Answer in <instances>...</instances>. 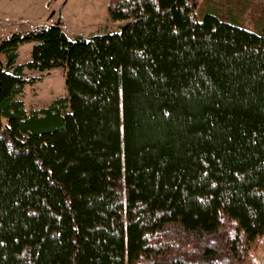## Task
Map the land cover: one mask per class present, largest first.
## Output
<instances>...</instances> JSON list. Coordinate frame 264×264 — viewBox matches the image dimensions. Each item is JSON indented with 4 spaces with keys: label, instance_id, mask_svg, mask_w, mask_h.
<instances>
[{
    "label": "trees",
    "instance_id": "trees-1",
    "mask_svg": "<svg viewBox=\"0 0 264 264\" xmlns=\"http://www.w3.org/2000/svg\"><path fill=\"white\" fill-rule=\"evenodd\" d=\"M200 4L109 0L119 32L0 37V264H259L264 34ZM26 68H63L68 95L28 110Z\"/></svg>",
    "mask_w": 264,
    "mask_h": 264
},
{
    "label": "rangeland",
    "instance_id": "rangeland-1",
    "mask_svg": "<svg viewBox=\"0 0 264 264\" xmlns=\"http://www.w3.org/2000/svg\"><path fill=\"white\" fill-rule=\"evenodd\" d=\"M222 15L227 16L232 9L240 26L264 34V0H218ZM109 0H53L47 9L41 0H0V13L13 15L25 20H46L55 18V24L60 22L63 31L69 39L78 37L90 38L94 35L109 32H119L124 22L112 21L108 13ZM209 0H201L198 9L200 16L209 12L212 6ZM213 7V6H212ZM45 24V22H43ZM40 26V25H37ZM10 33H7V35ZM34 42L29 41L19 46L18 62L25 64L32 58ZM26 75L33 83L27 84L20 98L28 110L40 109L48 106L55 98L68 95L66 74L63 68H54L49 72L25 69ZM41 76V78H39ZM33 79V80H34ZM256 263L264 264V246L253 252Z\"/></svg>",
    "mask_w": 264,
    "mask_h": 264
},
{
    "label": "crops",
    "instance_id": "crops-1",
    "mask_svg": "<svg viewBox=\"0 0 264 264\" xmlns=\"http://www.w3.org/2000/svg\"><path fill=\"white\" fill-rule=\"evenodd\" d=\"M40 1V0H38ZM211 3H213V7L210 6V10L211 12L216 13L221 19L223 20H227V21H231L233 23H236L239 25L238 22H234L237 17L235 16V13L233 12L232 9L228 10V14L227 16H223L222 13V8L217 5L216 2H218V0H209ZM246 2L249 0H239V2ZM37 2V0H36ZM53 3V0H41V4H43L45 7L50 8V5ZM43 22H45V24H55V18L49 17L46 20H40L37 21L35 18L29 20H25L23 18L20 17H14L13 15H9V14H5L4 12L0 13V37L7 35V33H11L13 31L16 30H28V29H32V28H36L39 27L37 25H45L43 24ZM260 24H264V21L260 20L258 21ZM61 28L62 25L60 24ZM243 27V26H242ZM248 29V28H247ZM254 31V30H252Z\"/></svg>",
    "mask_w": 264,
    "mask_h": 264
},
{
    "label": "water",
    "instance_id": "water-1",
    "mask_svg": "<svg viewBox=\"0 0 264 264\" xmlns=\"http://www.w3.org/2000/svg\"><path fill=\"white\" fill-rule=\"evenodd\" d=\"M57 24L60 25V22H58Z\"/></svg>",
    "mask_w": 264,
    "mask_h": 264
}]
</instances>
